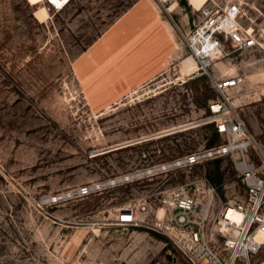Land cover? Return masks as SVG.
Instances as JSON below:
<instances>
[{
	"label": "rangeland",
	"instance_id": "1",
	"mask_svg": "<svg viewBox=\"0 0 264 264\" xmlns=\"http://www.w3.org/2000/svg\"><path fill=\"white\" fill-rule=\"evenodd\" d=\"M65 1L0 0V264L166 260L173 246L153 225L173 190L202 200L206 181L228 200L244 188L229 156L146 171L225 142L209 121L216 78L243 77L232 102L264 152V56L227 43L196 76L186 36L205 0H153L158 12L149 0ZM245 2L243 23L264 27V0ZM151 31L128 57L134 32Z\"/></svg>",
	"mask_w": 264,
	"mask_h": 264
},
{
	"label": "built area",
	"instance_id": "2",
	"mask_svg": "<svg viewBox=\"0 0 264 264\" xmlns=\"http://www.w3.org/2000/svg\"><path fill=\"white\" fill-rule=\"evenodd\" d=\"M163 6L172 0H158ZM69 1L48 0L54 10ZM245 0H207L186 36V48L196 63V76L209 75L216 59L234 52H258L264 56V27L246 17ZM195 76V77H196ZM243 84L240 75L216 78L218 98L208 105L209 121L225 142L186 154L173 162L155 165L147 173L192 167L229 156L244 194L220 198L218 189L203 182L198 200L185 187L168 196V214L157 219L154 231L169 237L174 252L153 264H264V152L250 134L232 99ZM253 153L260 161L253 159ZM142 172L140 175H144ZM81 188L80 195L89 194Z\"/></svg>",
	"mask_w": 264,
	"mask_h": 264
},
{
	"label": "crops",
	"instance_id": "3",
	"mask_svg": "<svg viewBox=\"0 0 264 264\" xmlns=\"http://www.w3.org/2000/svg\"><path fill=\"white\" fill-rule=\"evenodd\" d=\"M157 37H158V35L157 36H154V35L151 36L148 32H144L143 34L132 36L131 37L132 39H130L126 43V45H124L125 49L128 48L127 54H131L128 57L133 56L137 52L140 53V51L144 50V46L145 45H147V49H149V46H150L151 42H153V40L157 39ZM116 56H118V55L116 54ZM122 61L123 60L121 58H118V62L119 63H121Z\"/></svg>",
	"mask_w": 264,
	"mask_h": 264
},
{
	"label": "bare ground",
	"instance_id": "4",
	"mask_svg": "<svg viewBox=\"0 0 264 264\" xmlns=\"http://www.w3.org/2000/svg\"><path fill=\"white\" fill-rule=\"evenodd\" d=\"M147 1H148V0H147ZM149 1L153 3L154 7L156 8V10H157V12H158L159 8H158V6H156V3H155L153 0H149ZM59 2H61V3L63 4L62 0H59ZM142 2H143V1H142ZM206 2H207V0H206ZM206 2H205V3H206ZM139 3H140V2H139ZM205 3H204V4H205ZM148 4H149V3H148ZM139 5H140V4H139ZM144 5H145V4H144ZM141 6L143 7V5H141ZM148 6H149V5H148ZM203 6H204V5H203ZM136 7H137V6H136ZM146 7H147V6H146ZM149 7H150V6H149ZM140 8H141V7H140ZM201 8H202V7H201ZM143 9H144V8H143ZM143 9H141V11H142ZM151 9H152V8H151ZM153 9H154V8H153ZM147 10H148V9H147ZM145 11H146V10H145ZM152 11H153V10H152ZM149 14H150V13H149ZM149 14H148V12H147V15H149ZM144 16H145V15H144ZM145 19H146V18H145ZM145 19H144V20H145ZM153 20H154V19H153ZM158 20H159V19H158ZM137 22H138V21H137ZM157 22H158V21H157ZM165 23H166V29H167L168 33L171 35V33L169 32V30L171 29V26H170V24H169L168 22H165ZM134 25H135V24H134ZM156 25H157V24H156ZM158 25H159V24H158ZM135 27H136V26H135ZM135 27H134V28H135ZM143 27H144V26H143ZM153 27H154V25H153ZM153 27H152V28H153ZM150 28H151V27H150ZM154 28H155V27H154ZM146 30H147V28H146ZM151 30H152V29H151ZM137 31H138V30H137ZM153 31H154V30H153ZM155 31H156V30H155ZM160 31H161V30H160ZM130 32H131V31H130ZM130 32H127V33H130ZM134 34H135V35H140V33H135V32H134ZM149 34H150L151 36H153V35H154V36H157V35H156L157 33H155V32L152 33V31H151ZM160 35H162V34H160ZM163 35H164V34H163ZM167 35H168V34H167ZM171 36H172V35H171ZM130 38H131V37H130ZM162 39H163V38H162ZM167 39H168V38H167ZM127 40H128V39H127ZM159 41H160V40H159ZM169 41H170V40H169ZM165 42H166V41H165ZM168 44H170V43H168ZM171 44H172V43H171ZM161 45H162V44H161ZM157 46H158V45H157ZM159 47H160V45H159ZM170 48H171V47H170ZM168 49H169V48H168ZM171 49H173V48H171ZM174 49H175V48H174ZM157 51H158V50H157ZM157 51H156V52H157ZM159 51H160V50H159ZM171 52H172V51H171ZM164 53H165V52H164ZM165 54H166V53H165ZM159 56H160V55H159ZM162 56H163V55H162ZM167 56H168V55H167ZM160 58H161V56H160ZM164 59H165V58H164ZM154 61H155V60H154ZM159 62H160V61H159ZM150 63H151V62H150ZM144 70H145V69H144ZM148 70H149V69H148ZM140 72H141V71H140ZM151 73H152V72H151ZM83 74H84V73H83ZM83 74H82V75H83ZM88 75H89V74H88ZM84 77H85V76H84Z\"/></svg>",
	"mask_w": 264,
	"mask_h": 264
}]
</instances>
